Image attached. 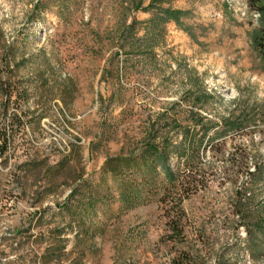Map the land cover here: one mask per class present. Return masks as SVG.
<instances>
[{
	"label": "rangeland",
	"instance_id": "374dc122",
	"mask_svg": "<svg viewBox=\"0 0 264 264\" xmlns=\"http://www.w3.org/2000/svg\"><path fill=\"white\" fill-rule=\"evenodd\" d=\"M255 18L246 0H0V264H264ZM184 126L204 185L178 206L160 170L105 166L154 146L180 178Z\"/></svg>",
	"mask_w": 264,
	"mask_h": 264
},
{
	"label": "trees",
	"instance_id": "16d2710c",
	"mask_svg": "<svg viewBox=\"0 0 264 264\" xmlns=\"http://www.w3.org/2000/svg\"><path fill=\"white\" fill-rule=\"evenodd\" d=\"M246 4L249 11L253 14H256V18L254 20L255 25L249 31V38L252 47L260 56L262 69L264 70V7L260 4V0H246ZM154 20H159L165 23L168 21H173L175 24L182 27L184 32L187 33L190 38L193 37L189 28L183 26L179 21L176 12L164 10L162 15L154 16L152 21ZM131 26H133V24ZM198 122L202 123L201 120H197L193 121V124H196ZM206 126L207 125L202 123V130L205 132ZM180 131L184 139H188L186 145L187 147L182 149L181 152H174L173 155L176 159L180 160L184 166L189 167L188 173L181 175L180 178H176L173 170L168 164L169 156L167 150H158L154 146H151L144 152H141L138 157L109 159L107 160L105 166L110 171L119 167L129 169L130 167L138 166L139 161H142L145 163L144 166H148L151 170H160L169 183L175 184L173 188L176 189L177 192L172 197H170L169 202L173 201V203L178 206L184 198L192 195L198 190V188H201L204 185H202V180L196 177L197 168L195 169V172L192 173V170L202 162V156L200 155L199 147L193 143L192 138H188L190 134V128H188V126H184V128H182ZM147 162L148 165L146 164ZM248 169L249 168H246V173L249 175H253L254 172L248 171ZM261 176L262 170H260V178Z\"/></svg>",
	"mask_w": 264,
	"mask_h": 264
},
{
	"label": "bare ground",
	"instance_id": "6f19581e",
	"mask_svg": "<svg viewBox=\"0 0 264 264\" xmlns=\"http://www.w3.org/2000/svg\"><path fill=\"white\" fill-rule=\"evenodd\" d=\"M256 15V14H255Z\"/></svg>",
	"mask_w": 264,
	"mask_h": 264
}]
</instances>
